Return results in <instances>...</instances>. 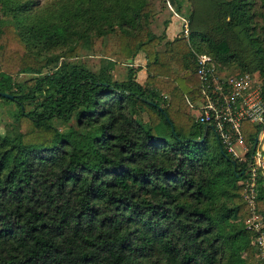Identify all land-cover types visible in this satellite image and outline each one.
<instances>
[{
	"label": "trees",
	"instance_id": "trees-1",
	"mask_svg": "<svg viewBox=\"0 0 264 264\" xmlns=\"http://www.w3.org/2000/svg\"><path fill=\"white\" fill-rule=\"evenodd\" d=\"M168 1L188 36L154 29L155 0H0V264H257L244 183L259 126L242 122L239 160L190 104L201 54L256 75L264 99V0H208L200 22L194 0ZM238 29L246 52L226 38ZM254 210L264 230L260 174Z\"/></svg>",
	"mask_w": 264,
	"mask_h": 264
},
{
	"label": "built area",
	"instance_id": "built-area-1",
	"mask_svg": "<svg viewBox=\"0 0 264 264\" xmlns=\"http://www.w3.org/2000/svg\"><path fill=\"white\" fill-rule=\"evenodd\" d=\"M181 21L184 35L188 36V20L181 17ZM197 75L202 96L190 104L195 122L210 126L229 154L244 160L248 147L243 142L241 124L246 121L259 126L258 141L246 168L244 197L251 209L247 227L256 232L251 244L257 251V264H264L263 224L254 210L257 176L264 178V99L260 80L248 72L220 71L206 54L197 56Z\"/></svg>",
	"mask_w": 264,
	"mask_h": 264
},
{
	"label": "rangeland",
	"instance_id": "rangeland-1",
	"mask_svg": "<svg viewBox=\"0 0 264 264\" xmlns=\"http://www.w3.org/2000/svg\"><path fill=\"white\" fill-rule=\"evenodd\" d=\"M36 1L38 3L44 4L45 2H47L49 0H36ZM207 2H208V0H194V1H192V7H194V10H197L196 13H199V15H196L197 16V20L199 22H200L201 18L203 17L202 15H204L209 9L208 7H206V3ZM160 18H162V15H160ZM178 21H180V23H182L180 18H179ZM188 22H189V19H188ZM160 26H161V24L157 25L158 30H160ZM178 26H179L178 29L171 35L170 39H172L175 35L180 34L182 26L181 25H178ZM205 27H207V25H205ZM154 29H155V27H154ZM204 30L209 32L208 28H205ZM218 36H219V34H216L215 37H218ZM226 38L228 39V42H229V44H231L233 49H235L237 51L238 50H241V51L244 50L246 52V50H247V44H246L247 40L245 39V37L243 36V34L241 33V31L239 29L235 30V31L228 32ZM162 47H163V45H161L159 48H162ZM82 61L86 65H89V66L94 65L95 62L97 63V61L95 59H93V58H84ZM144 63L145 62L143 61V59L138 60L136 62V64L142 65V66L144 65ZM123 70H124L123 66H117L114 69V71H115L114 74L120 75V73H122ZM24 77H25L24 75H19V79L20 78H24ZM10 117H11V115L7 112L6 104H4V102L0 101V123L2 125H4L7 122V120L10 119ZM51 123L57 128V131L60 134L66 133V134H69L70 136L76 134L77 138L78 139L80 138V136L78 135L79 134L78 130L76 128L72 127L71 122H64V121H62L60 119L53 118ZM2 125H0L1 129L3 128ZM209 140L210 141L213 140V135H210ZM237 149L240 150L239 147H237Z\"/></svg>",
	"mask_w": 264,
	"mask_h": 264
},
{
	"label": "crops",
	"instance_id": "crops-1",
	"mask_svg": "<svg viewBox=\"0 0 264 264\" xmlns=\"http://www.w3.org/2000/svg\"><path fill=\"white\" fill-rule=\"evenodd\" d=\"M155 2L160 7V13L158 15V19L154 22L155 30L156 31L164 30L165 34H166V40H170L171 35L178 29V27H179L178 25L182 24V23H180V21H178L179 18L181 19V17H184V15H182L179 11H176L173 8V6L170 5L168 0H166V2H164V3L162 2V0H155ZM187 5H188V3L184 2V4L181 6V11H184L186 9ZM160 15H162V18H160ZM165 19L169 20L167 23V26H165L163 24ZM158 24H161L160 30H158V27H157ZM141 59H143V61L145 62L143 54L140 53L136 57L135 63Z\"/></svg>",
	"mask_w": 264,
	"mask_h": 264
},
{
	"label": "water",
	"instance_id": "water-1",
	"mask_svg": "<svg viewBox=\"0 0 264 264\" xmlns=\"http://www.w3.org/2000/svg\"><path fill=\"white\" fill-rule=\"evenodd\" d=\"M0 95H2L3 97H12L10 94L3 93V92H0ZM257 141H258V138L256 137L254 144H253V149L256 147ZM250 161H251V159H250ZM250 161L248 162L246 168L250 165Z\"/></svg>",
	"mask_w": 264,
	"mask_h": 264
}]
</instances>
